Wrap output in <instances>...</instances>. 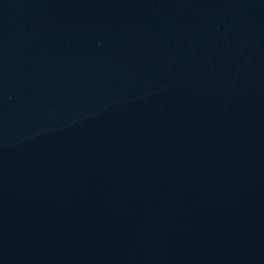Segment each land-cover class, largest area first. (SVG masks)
Masks as SVG:
<instances>
[{"label": "water", "instance_id": "obj_1", "mask_svg": "<svg viewBox=\"0 0 264 264\" xmlns=\"http://www.w3.org/2000/svg\"><path fill=\"white\" fill-rule=\"evenodd\" d=\"M0 264H264V0H0Z\"/></svg>", "mask_w": 264, "mask_h": 264}]
</instances>
